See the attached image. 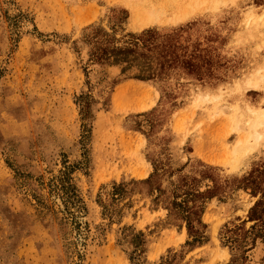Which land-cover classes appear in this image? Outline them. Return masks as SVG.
<instances>
[{
    "label": "rangeland",
    "instance_id": "1",
    "mask_svg": "<svg viewBox=\"0 0 264 264\" xmlns=\"http://www.w3.org/2000/svg\"><path fill=\"white\" fill-rule=\"evenodd\" d=\"M263 64L264 0H0V264H264Z\"/></svg>",
    "mask_w": 264,
    "mask_h": 264
},
{
    "label": "bare ground",
    "instance_id": "2",
    "mask_svg": "<svg viewBox=\"0 0 264 264\" xmlns=\"http://www.w3.org/2000/svg\"><path fill=\"white\" fill-rule=\"evenodd\" d=\"M126 2L136 5L141 2V0H126ZM188 12V9H186V11H182V17L189 15ZM155 22V13L153 10H147V12H144L135 20L133 26L134 28L141 29L142 27ZM262 70H264V64L261 68H259L257 74L242 81L240 87L244 90H249L251 88L264 89V76L259 74ZM200 98L202 99L204 97L201 96ZM232 122L234 130L237 132H244L243 138L236 143L234 152L264 147V109H255L248 105L243 108H236L232 114Z\"/></svg>",
    "mask_w": 264,
    "mask_h": 264
},
{
    "label": "crops",
    "instance_id": "3",
    "mask_svg": "<svg viewBox=\"0 0 264 264\" xmlns=\"http://www.w3.org/2000/svg\"><path fill=\"white\" fill-rule=\"evenodd\" d=\"M261 157H264V154H260V157L259 158H261Z\"/></svg>",
    "mask_w": 264,
    "mask_h": 264
}]
</instances>
